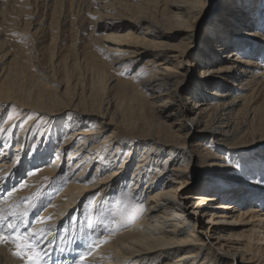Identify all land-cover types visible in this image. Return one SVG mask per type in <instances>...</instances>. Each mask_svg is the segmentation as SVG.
<instances>
[{"label": "bare ground", "instance_id": "obj_1", "mask_svg": "<svg viewBox=\"0 0 264 264\" xmlns=\"http://www.w3.org/2000/svg\"><path fill=\"white\" fill-rule=\"evenodd\" d=\"M32 204L48 264H264V0H0V212Z\"/></svg>", "mask_w": 264, "mask_h": 264}, {"label": "snow or ice", "instance_id": "obj_2", "mask_svg": "<svg viewBox=\"0 0 264 264\" xmlns=\"http://www.w3.org/2000/svg\"><path fill=\"white\" fill-rule=\"evenodd\" d=\"M9 119H11V116ZM25 186V184L20 185L21 188ZM29 208H35V204L26 205L22 212H18L13 208L7 210L8 217L12 218L11 221L6 223L8 234H5L4 231L5 221L8 220V217L0 212V244L14 246L13 255L19 258L23 264H48L46 250L41 246V240L45 235L44 229L20 231V227L24 223L23 218L29 215ZM48 219H51V217ZM78 264H85L84 256H81Z\"/></svg>", "mask_w": 264, "mask_h": 264}, {"label": "rangeland", "instance_id": "obj_3", "mask_svg": "<svg viewBox=\"0 0 264 264\" xmlns=\"http://www.w3.org/2000/svg\"><path fill=\"white\" fill-rule=\"evenodd\" d=\"M216 6H217V4H216ZM203 37H204V35L200 36V41H202ZM191 203H192V202H190V204H191Z\"/></svg>", "mask_w": 264, "mask_h": 264}]
</instances>
